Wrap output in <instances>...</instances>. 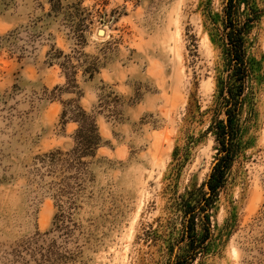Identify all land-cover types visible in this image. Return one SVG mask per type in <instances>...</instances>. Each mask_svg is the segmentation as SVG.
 I'll return each mask as SVG.
<instances>
[{
	"label": "rangeland",
	"instance_id": "374dc122",
	"mask_svg": "<svg viewBox=\"0 0 264 264\" xmlns=\"http://www.w3.org/2000/svg\"><path fill=\"white\" fill-rule=\"evenodd\" d=\"M245 1L262 13L245 38L239 150L193 264H264V0ZM227 2L0 0V264H171L186 253L182 199L210 196L222 156L208 130L229 70ZM52 50L71 57L77 87L63 57L49 64ZM69 104L95 117L102 138L81 160L83 188L75 170L40 162L74 148Z\"/></svg>",
	"mask_w": 264,
	"mask_h": 264
},
{
	"label": "trees",
	"instance_id": "16d2710c",
	"mask_svg": "<svg viewBox=\"0 0 264 264\" xmlns=\"http://www.w3.org/2000/svg\"><path fill=\"white\" fill-rule=\"evenodd\" d=\"M242 4L246 5V9L252 15L244 21H242L241 13ZM223 12L225 20L222 43L225 48L229 70L227 77L222 78L219 83L220 90L215 107L212 109L214 117L208 130V132L215 135V141L219 147L218 154H222V156L218 158V162L207 182L210 196L208 197L207 194L197 196L194 191V193L190 192L188 194L187 199H182L180 211L184 212L188 220L183 227L179 245L186 243L187 250L184 255L177 256L171 264H193L197 256L204 252L205 245L212 237L210 221L206 212L211 209L218 193L224 189L227 175L239 150L240 126L238 117L243 107L246 82L252 72L251 63L246 54L245 38L250 31L249 24L258 19L262 12L250 9L245 0H228ZM7 38H0V48L8 42ZM53 51L55 50L48 54L49 64L57 63L63 57L64 61L58 64L64 70L70 87H77L75 85L76 72H72L75 68L71 65V57L64 55L62 51L57 50L54 53ZM98 71V64L93 63L85 68L84 74L88 75L89 79H93ZM221 115H224L225 119H221ZM62 120L78 124V129L73 137L74 148L66 154L61 153L59 150L46 154L40 159V162L51 174L55 173L58 167L62 170H75V180L83 188L86 172L83 169L85 163L81 160L85 157H96L102 146L99 128L95 117L78 104L66 106L62 113ZM199 212L204 213L200 232L197 231L198 226L196 224ZM61 217L56 215V227L58 228L61 227L59 224L63 221L60 219Z\"/></svg>",
	"mask_w": 264,
	"mask_h": 264
}]
</instances>
